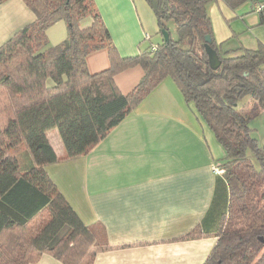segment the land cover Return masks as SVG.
Segmentation results:
<instances>
[{"label": "trees", "instance_id": "16d2710c", "mask_svg": "<svg viewBox=\"0 0 264 264\" xmlns=\"http://www.w3.org/2000/svg\"><path fill=\"white\" fill-rule=\"evenodd\" d=\"M22 1L34 20L0 46V264H29L42 253L62 264H92L97 252L109 248L104 227L85 225L44 167L87 155L167 77L224 153L209 210L186 237H217L203 264H264V143L259 146L248 127L264 112V45L221 49L208 15L212 0H144L161 42L155 51L150 45L121 57L92 0ZM225 1L235 7L247 0ZM86 17L91 24L80 28ZM59 20L67 36L52 46L46 30ZM206 36L220 61L215 70L204 50ZM100 48L110 64L91 75L85 58ZM134 65L143 76L123 95L114 76ZM51 129L59 134L62 156L49 143Z\"/></svg>", "mask_w": 264, "mask_h": 264}, {"label": "crops", "instance_id": "0c3cea01", "mask_svg": "<svg viewBox=\"0 0 264 264\" xmlns=\"http://www.w3.org/2000/svg\"><path fill=\"white\" fill-rule=\"evenodd\" d=\"M92 1L121 57L156 45L157 21L144 0ZM262 2L247 0L232 7L212 0L208 15L215 43L223 50L264 45V24L259 25L256 9ZM33 20L22 0L0 2V46ZM90 24L86 17L79 26ZM46 36L52 46L64 41V21L51 25ZM85 61L91 75L110 64L105 48L88 53ZM142 76V68L134 65L119 71L114 83L127 95ZM56 132L48 130L47 138L62 156ZM223 156L194 106L167 77L87 155L48 164L44 171L85 225L104 227L109 248L97 252L92 264H203L217 237L186 234L209 210L221 176L212 166ZM29 264L62 263L42 253Z\"/></svg>", "mask_w": 264, "mask_h": 264}, {"label": "rangeland", "instance_id": "374dc122", "mask_svg": "<svg viewBox=\"0 0 264 264\" xmlns=\"http://www.w3.org/2000/svg\"><path fill=\"white\" fill-rule=\"evenodd\" d=\"M168 28H169V31L171 33V36L172 37H175V26L173 24V22H168ZM156 37H153V43L154 44H157V43H160L161 42V36L158 33L155 34ZM248 98H244L243 101L241 102H244L246 101ZM264 112H260V115L256 116L255 118H252L249 123H248V127L250 129V132H251V136L253 138L256 139L257 143L259 146L262 145V142H264ZM54 131H57L56 129H53ZM58 133V132H56ZM58 135V134H57ZM52 137V136H51ZM53 138V137H52ZM60 139V138H59ZM257 165V164H256Z\"/></svg>", "mask_w": 264, "mask_h": 264}, {"label": "water", "instance_id": "95a60500", "mask_svg": "<svg viewBox=\"0 0 264 264\" xmlns=\"http://www.w3.org/2000/svg\"><path fill=\"white\" fill-rule=\"evenodd\" d=\"M161 35L164 39V41H168V34L165 30L161 31ZM210 38L208 36L205 37V43H204V50L208 58V64L211 69H217L220 65V61L217 57L216 52L210 47Z\"/></svg>", "mask_w": 264, "mask_h": 264}, {"label": "built area", "instance_id": "2783aa9c", "mask_svg": "<svg viewBox=\"0 0 264 264\" xmlns=\"http://www.w3.org/2000/svg\"><path fill=\"white\" fill-rule=\"evenodd\" d=\"M256 9H257V11H259V10L261 9V5H260V4L257 5ZM155 50H156V45H152V46H151V51H155ZM212 169H213V171L215 172V174H218V175H221V174H223V172H224V169H223L221 163H218V162L215 163V164L212 166Z\"/></svg>", "mask_w": 264, "mask_h": 264}]
</instances>
